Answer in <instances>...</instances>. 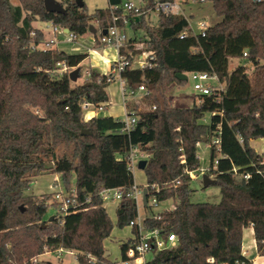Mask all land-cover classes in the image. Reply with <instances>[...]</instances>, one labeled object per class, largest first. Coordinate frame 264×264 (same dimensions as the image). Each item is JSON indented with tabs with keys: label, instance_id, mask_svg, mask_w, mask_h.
Wrapping results in <instances>:
<instances>
[{
	"label": "trees",
	"instance_id": "1",
	"mask_svg": "<svg viewBox=\"0 0 264 264\" xmlns=\"http://www.w3.org/2000/svg\"><path fill=\"white\" fill-rule=\"evenodd\" d=\"M19 1L0 0V264H50L40 256L59 248L73 250L78 264H118L125 258L133 236L121 244L120 260L106 254L104 241L114 223L98 192L130 189L135 182L128 161L132 147L149 155L143 169L148 196L160 203L173 201L160 219L148 217L146 222L164 225L179 238L176 246L154 252L148 264H246L243 231L250 225L264 255V156L251 144L264 139V0H209L221 20L207 26L204 36L189 31L179 39L189 29L184 14H159L156 25L146 15L136 20L131 27L145 33L133 36L131 43L146 41L157 60L149 68H128L122 76L128 93L144 84L156 108H133L137 121L129 133L120 132L124 120L119 117H84V102L103 108L109 103L106 73L90 66L83 82L70 78L88 53L32 48L45 38L34 25L37 20L77 36L90 32L91 24L104 32L112 25L109 6L88 13L84 2L80 7L75 0H59L66 13H56L46 10L44 0ZM155 3L144 0L141 6L147 10ZM232 59L245 63L230 70ZM58 63L68 69L62 71ZM197 70L215 73L225 89L199 94L191 107L173 106L171 85L186 82L176 74ZM198 142L210 145L205 174L220 187L216 202L191 198L189 171L200 167ZM61 144L73 146L71 156L57 154ZM47 172L58 173L68 190L75 188L79 202L90 198L62 222L57 217L48 221L49 209L57 206L52 193H27L34 178ZM136 217L135 200L124 196L118 202L117 226H129Z\"/></svg>",
	"mask_w": 264,
	"mask_h": 264
},
{
	"label": "built area",
	"instance_id": "2",
	"mask_svg": "<svg viewBox=\"0 0 264 264\" xmlns=\"http://www.w3.org/2000/svg\"><path fill=\"white\" fill-rule=\"evenodd\" d=\"M186 1V2H185ZM183 3H192V2H206L209 0H185ZM178 0L171 1H159L156 0L154 8L151 9H142V6H136L132 1L127 0L123 1L121 5H110L109 6V15L112 21V25L106 29V33L99 29L98 38L96 44L99 46H112L115 47L118 51L117 60L112 64L110 71L107 73L108 82L118 81L121 85L122 92L125 98V101L129 97H135L137 93L143 92L145 96L149 95L150 91L144 84L138 86L136 91L130 90L129 93L126 89V81L122 76V73L128 68H140L145 69L152 67L156 64L157 56L156 53L148 47V44L144 40H136L131 43V38L126 32V27L131 26L136 20H139L142 15H147L152 11H157L158 14H183V4ZM122 10L121 12L119 10ZM52 24V23H51ZM201 35L206 34L207 24L205 21L199 22ZM53 36L51 38H44L39 44L32 45V48H41V49H52L57 47L60 43V40L57 38V34L61 33L65 35L64 41L67 43H76L78 36L69 30H66L59 26L51 27ZM189 31L196 32L189 22V29L182 32L179 35V39H184L189 34ZM247 55V52L244 53ZM61 66V70L65 71L68 69L65 63H58ZM191 78L194 80V88L199 92V94H211L213 92L220 93L225 89V84L220 81L218 76L215 73L210 71H191ZM90 107H94L90 102H84L83 109L84 112L88 111ZM99 110H102L103 107H95ZM155 105H151L147 110L155 109ZM133 110V109H131ZM128 111L126 117L123 119V126L120 129V132L129 133L134 129L137 117L134 112ZM130 112V114H129ZM218 142V140H216ZM199 146L201 142L197 143ZM149 155L144 151L139 150L137 147H132L128 155L129 167L133 171L135 166L139 167V161L147 160ZM207 169V168H206ZM205 168L200 167L197 170L189 171L192 179H196L198 174L196 172L205 174ZM148 185L144 184L142 186L137 185L136 182L126 190L124 187H113V188H102L98 195L105 204L106 202H120L124 196L131 197L136 202L137 208V217L135 220L130 222V228H134L133 241L130 243L128 248L125 251V258L121 259L118 264H148L147 255L153 254L156 251H162L177 245L179 238L174 232H168L165 226H152L149 222H146V218L160 219V212H153V207L160 205V202L156 197H149L147 203L144 204L143 201V189ZM154 189L159 191L157 186H154ZM51 193L54 195V199L57 202L56 214L55 217L59 218V221L62 222L64 216L68 213L78 211L84 203H88L90 198H87L84 203L79 202L76 189L73 188L68 190L60 176L56 177L53 183L50 185ZM149 193V190H148ZM140 204L147 211H151L149 215L142 217L140 215L139 207ZM173 207V206H172ZM171 208V207H170ZM168 209V208H166ZM165 210V209H164ZM64 251H69L74 254L76 259L77 255L73 250H68L64 248H59L56 250L58 253ZM210 262H214V258L211 257L208 259ZM247 264V263H246Z\"/></svg>",
	"mask_w": 264,
	"mask_h": 264
},
{
	"label": "rangeland",
	"instance_id": "3",
	"mask_svg": "<svg viewBox=\"0 0 264 264\" xmlns=\"http://www.w3.org/2000/svg\"><path fill=\"white\" fill-rule=\"evenodd\" d=\"M76 1V0H75ZM86 5V10L88 13H94L97 9L107 8L109 6L108 0H82ZM127 1V0H124ZM136 6L142 5L144 0H130ZM183 3L185 0H178ZM186 2V1H185ZM13 4H19V0H12ZM184 8L182 13L188 18L191 26L195 31H199L200 21H205L208 26L213 25L221 20L213 8L212 1L206 2H192L184 4ZM158 12L152 11L146 15L147 22L151 25H156L158 20ZM34 25L41 28L45 32V38H51V33L48 22L37 20L34 22ZM126 32L129 37H133L137 35L138 37L144 35L143 29L134 30L133 27L130 25L126 27ZM59 39L62 40L65 38V35L58 33ZM57 34V36H58ZM79 44L75 43H59L56 45L59 49H64L68 52H85L86 48L92 47V50L89 53V56L81 62L79 68L82 71L81 76L75 81L76 83H81L85 78V71L87 68L92 66L93 68L97 69L98 71L106 73L107 70L106 66V56L104 55V48L97 47L94 43V35L91 32H88L82 36H78ZM107 51H111L107 49ZM181 52H177L178 60L180 61ZM109 56V55H108ZM244 59H232L229 64L230 70H232L238 64H244ZM248 72L250 76L253 75V66L252 64L248 63ZM186 75L188 79L182 85L177 83H173L170 87L169 97L171 99V103L173 106L176 107H191L196 100H199V92L194 88V80L190 76V71H186ZM107 92L109 94V103L107 104V109H111L114 113H118V116L121 119L125 118L127 114L124 113L123 110V102L120 93L119 83L118 82H110L107 87ZM128 103H132L134 101L138 102L137 109L139 110H147L152 105L151 102L147 99V96L143 92H139L136 94L135 97H129ZM135 108V107H134ZM105 109V110H107ZM89 111L84 112V117L86 118ZM210 114L206 115V121H209ZM73 146L61 144L57 147L56 152L57 154H66L71 156L72 155ZM198 156L200 159V167L209 168L210 167V145L209 143L203 142L201 143ZM199 167V168H200ZM134 179L137 185H144L146 183V177L143 169L139 168L137 165L133 170ZM198 177L193 179L192 187H193V194H192V201L194 202H201V201H211L216 202L220 199V187L215 184H211L209 186H204L203 184V175L199 172H196ZM60 176L58 173L54 172H47L42 175L36 176L34 178L31 187L27 190L28 194L35 195V196H42L45 194L51 193L50 185L53 183L56 177ZM105 207L107 208L108 214L110 215L113 223L114 228L112 230V234L110 237L105 239L104 246L106 249V254L112 260H120L122 258V251H121V244L127 239V237L133 236L130 226L126 227H119L117 226V207L118 202H106ZM173 206L172 200H167L161 202L159 206L153 207V212H158L164 210L166 208H170ZM140 215L145 217L150 214L151 211H147L144 209L142 204L139 207ZM56 214L55 207H51L48 211L49 217ZM49 253V254H46ZM153 254H148L147 259L150 260ZM43 261L49 262L50 264H78V261L74 254L70 253L69 251H64L62 253H58L56 251H46L43 255L40 256Z\"/></svg>",
	"mask_w": 264,
	"mask_h": 264
},
{
	"label": "crops",
	"instance_id": "4",
	"mask_svg": "<svg viewBox=\"0 0 264 264\" xmlns=\"http://www.w3.org/2000/svg\"><path fill=\"white\" fill-rule=\"evenodd\" d=\"M184 4H186V3L182 4L183 8L185 6ZM109 6H110V4H109ZM48 24H49L48 28L50 29V33H51V37H52L53 36L52 30H51L52 24L49 23V22H48ZM98 34H99L98 30H97V33L93 34L94 35V41L92 42V45L95 44L97 47H103V46H99V45L96 44V40L98 38ZM135 37H137V35H135ZM57 38L59 39V34H58ZM130 38L132 39L133 37L131 36ZM64 39L65 38H63L62 40H60V39L59 40H60L61 43L66 44L67 42H65ZM75 44H79V41L77 40V42ZM103 48H104V55L106 56L107 70H105V71H106V74H107L110 71V68H111L112 64L117 60L118 51H117V49L115 47H112V46H106V47H103ZM107 49H110L111 51H107ZM91 50H92V47L88 46L86 48L85 53L89 54ZM102 73H104V72H102ZM85 74H86V71H85ZM85 78H86V75H85ZM114 82H118V81H114ZM119 88H120V93H121L122 102H123V106H124L123 110H124V113L127 114L129 110L133 109L134 107H138V105H137L138 102L134 101L132 103H128V100L125 101V98H124L120 83H119ZM105 109H107V108H103L102 110H99V109H97L95 107H90L89 110H88L89 111L88 112L89 115L86 116V119L90 118L93 115H100V116L110 115V116H114V117L118 116V113H116V112L114 113L113 110H111V109L105 110ZM251 144L259 153L263 154V156H264V139H262V138L253 139L251 141ZM210 177L213 178V176H210ZM220 215H221V217L223 219L225 213H221ZM224 238H225V233H223L221 235L222 246H223V243H224ZM242 251H243V255L245 256V258L248 261L247 264H264V255H260L259 252H258L257 243H256V239H255L254 228L251 225L246 227V228H244V231H243V242H242ZM46 254H49V253H46Z\"/></svg>",
	"mask_w": 264,
	"mask_h": 264
},
{
	"label": "water",
	"instance_id": "5",
	"mask_svg": "<svg viewBox=\"0 0 264 264\" xmlns=\"http://www.w3.org/2000/svg\"><path fill=\"white\" fill-rule=\"evenodd\" d=\"M77 4L82 7L83 6V1L82 0H76ZM44 4H45V8L48 12H56V13H66V9L65 7L61 4V2L59 0H44ZM90 32L95 34L97 33V27L94 24L90 25ZM68 30V29H66ZM107 31L105 30L104 33H106ZM80 75V68H74L71 72H70V78L72 81H76L78 79ZM178 79L181 80H187L188 76L186 75V73L184 72H179L176 74ZM82 134H88V130L87 129H83L82 130ZM147 160H141L139 161V168L144 169L146 166ZM203 184L204 186H209L211 184H214V179L211 178L208 174H204L203 177ZM148 200V189L147 187H144L143 189V201L144 204L147 203ZM55 219V215H52L49 217L48 221H53Z\"/></svg>",
	"mask_w": 264,
	"mask_h": 264
}]
</instances>
